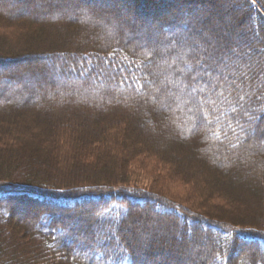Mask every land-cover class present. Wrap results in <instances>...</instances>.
I'll return each instance as SVG.
<instances>
[{"label": "trees", "instance_id": "1", "mask_svg": "<svg viewBox=\"0 0 264 264\" xmlns=\"http://www.w3.org/2000/svg\"><path fill=\"white\" fill-rule=\"evenodd\" d=\"M5 1L0 264H264V0Z\"/></svg>", "mask_w": 264, "mask_h": 264}, {"label": "rangeland", "instance_id": "2", "mask_svg": "<svg viewBox=\"0 0 264 264\" xmlns=\"http://www.w3.org/2000/svg\"><path fill=\"white\" fill-rule=\"evenodd\" d=\"M185 1H187V0H185ZM198 1H200V0H198ZM212 1H214V2L217 1L218 3L219 2L220 3H223L224 0H212ZM35 2H36V0H34L33 3L29 0V1H27V3L21 4V6H18V7H20L21 9H24V11H23L24 17L27 18V17H29V15L31 16L32 14H36L37 13V14H39V18H41L43 20L42 22H44V23L47 22L48 20H47V17L46 16H48V15L45 12V10H46L45 8L47 7V5L45 6L42 3L41 5H42V7L44 9L43 8L40 9L35 4ZM62 5H64V6H62ZM0 6L3 7V8H5V7H8V4L6 3L5 0H0ZM54 6H57L56 8L62 10V12H65L64 14L61 15V18H63V19L71 18V17L77 16L79 14L78 12L74 11L73 12V15L70 14V16H69V14L66 13L65 8H62V7H65V6L66 7H69V8H72L71 1L70 0H56V1L53 0L52 7H54ZM98 6H103V8L105 10L109 11V12H114L115 10H117L118 12L117 11L116 12L119 15L118 16L119 17L118 19L121 18L124 21V23H125V21L128 22L129 23V26H132L135 31H139L141 33V35L143 34V36H144V33H146V32L149 31V26H151V24H149V23L154 21V19H153L154 17H157L159 14L160 15L164 14L163 17L160 16L161 19H169L170 18V15L173 12L177 11L178 8L179 9L182 8V5L181 4H176L173 7L160 9L158 11H156L154 9H152L151 11L146 10L149 13H148V16L147 17H144L142 15H136L134 13H132V14L129 13V11H127L124 8V6L121 5V1L120 2H117V1H114V0H92V1L89 0L88 2L85 3V5H83V7H86V8L92 9V10H97L98 9ZM224 8H222V9L225 12V9ZM159 11H161V12L159 13ZM40 13H44V14L42 15ZM218 13L220 15H222V12L221 13L218 12ZM5 14L7 15L8 13H5ZM48 24H50V22ZM213 27H215V25ZM197 31H198L197 28L196 29L193 28V30L191 29V30L185 31V33H188L190 35H193V34L196 35L197 34ZM9 33H10V31L7 32V34H9ZM7 34H6V36H8ZM154 35L156 36V38L158 37L157 36L158 35L157 33H154ZM159 40L162 41V39H160V38H159ZM160 44H161V42H160ZM14 59H17V58H13V59H9V60H14ZM40 63L41 62L39 60H33V61L22 60L19 63H17L16 65L10 66L8 68H4L1 71L3 73H5L6 75H11V76L13 75V77H14V74L16 73V70L17 71L20 70V69L31 70V69H33L34 66H40L41 65ZM70 69H71L72 72H74L76 74L83 72V70L77 72L73 68H70ZM61 70H62L63 75H64L65 71H67L66 69H61ZM51 79H53V77H51ZM41 96H43V95L41 94ZM139 175H140L139 178L134 179L135 182L137 181V183H133L132 185L133 186H136L137 185L138 187L145 188V189L149 190L150 192H154L152 190L151 186H150L152 184V181L145 174H143V173H140ZM156 187L158 188V186H156ZM185 191H187V187H184V186H181V187H178V186L170 187L169 186V190L167 191V195L169 197L175 199V200H178L180 202H183V200L185 199V196H186ZM17 205L19 206V208L18 207L16 208L15 214L19 218H21V217L29 214V212H27V210H26V207L28 209L29 207H31V206H33L35 204L34 203H27L26 205H22V204H17ZM140 225L141 224H139L138 227ZM203 231L206 232L205 229H203ZM205 242L206 241L204 239V241L201 242V244H204ZM177 243L179 245L180 243H182V240L177 239Z\"/></svg>", "mask_w": 264, "mask_h": 264}]
</instances>
